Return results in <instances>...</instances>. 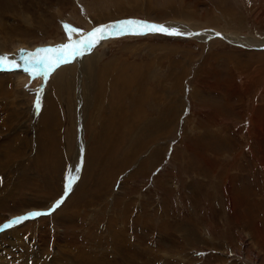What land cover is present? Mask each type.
I'll use <instances>...</instances> for the list:
<instances>
[{
	"label": "rangeland",
	"instance_id": "obj_1",
	"mask_svg": "<svg viewBox=\"0 0 264 264\" xmlns=\"http://www.w3.org/2000/svg\"><path fill=\"white\" fill-rule=\"evenodd\" d=\"M123 18L264 46V0H1L0 53ZM199 34H106L46 76L35 135L52 154L34 137L5 153L0 175L17 157L24 173L0 190V228L63 203L0 234V264H264V49ZM15 79L0 66V121L25 103Z\"/></svg>",
	"mask_w": 264,
	"mask_h": 264
},
{
	"label": "bare ground",
	"instance_id": "obj_2",
	"mask_svg": "<svg viewBox=\"0 0 264 264\" xmlns=\"http://www.w3.org/2000/svg\"><path fill=\"white\" fill-rule=\"evenodd\" d=\"M0 2H1V0H0ZM3 3V2H2ZM4 3H6V2H4ZM7 4V3H6ZM7 15V14H6ZM23 17V16H22ZM20 18V17H19ZM21 19V18H20ZM16 20V19H15ZM25 20V19H24ZM23 21V20H22ZM16 22H17V20H16ZM21 24V23H20ZM161 25H164V24H161ZM165 26H166V24H165ZM167 27V26H166ZM15 28H17L18 30H19V26H16ZM212 31V33L211 34H215V32L216 31H214V30H211ZM206 34H208L209 35V32L207 31V32H205ZM219 33V32H218ZM220 34V33H219ZM205 35V34H204ZM217 36H220V37H223L224 38V40L225 41H227V42H230L226 37H224L222 34H220V35H217ZM229 36V35H228ZM81 38V37H80ZM205 38V37H204ZM81 40V39H80ZM75 41H76V39H75ZM16 45H17V47H18V49L16 50V51H14V53H11L10 55H9V59L10 60H15L17 63H19V64H21L22 65V67H20V68H15L14 69V71H15V74H16V79H15V82H14V87L16 88V89H19V90H21L22 92H23V95L21 96V98L24 100V102L25 103H23L21 106H20V108H16V109H14V113L13 114H9L10 116H8V118H6L5 116L1 119V121H0V164H5L6 163V161L8 162L9 161V163H10V159H4L3 157H4V155H5V153L6 152H9L10 153V150H12V152L13 151H19V152H22L24 149H23V147H21L20 145L21 144H23V145H26L28 148L27 149H29V146H31V144H30V142L29 141H27V139L26 138H30V137H34V139H36L35 140V142H34V144L33 145H41L40 147H39V151H41V152H44L45 151V153H44V156H48L49 155V153H50V155L52 154L51 153V146L49 147V145H50V143H49V141H47L46 139H44V138H42L41 139V142L40 141H38V136L37 135H35V133H36V130H37V125L38 124H40V123H38L37 124V119L39 118V116H40V114L42 113V112H44V110L45 109H47V113H46V117L48 116V119H47V121L45 122V125H47V124H49V122L51 121V118H52V113H53V111L55 110L54 108H55V105L54 104H52V98H51V96H49L50 95V93H51V90H50V92L46 95V97H45V99H44V103H43V97H44V94H45V91H46V89H47V83H48V80H47V77L45 78V74L44 75H42L41 74V76L40 75H38V76H36L35 78H33L29 73H27L25 70H24V67H23V65H24V61L21 59V57L22 56H25V55H27L28 53H30V52H35L37 49H40V48H38V47H36V48H27V47H31L30 46V44H25L24 42H22L21 40H19L18 39V41L16 42ZM263 45H264V43H263ZM88 46V45H87ZM46 47V46H45ZM21 50H23V51H21ZM0 55H5V54H3V53H0ZM6 55H8V54H6ZM119 57V56H118ZM75 58H76V56H75ZM80 58H78V60H79ZM118 60V59H117ZM86 62V61H85ZM117 62V61H116ZM0 66H2V65H0ZM41 68V67H40ZM73 68V67H72ZM115 68V67H114ZM94 69V68H93ZM116 70V69H115ZM68 71H69V69H68ZM125 70L123 69V71L122 72H124ZM133 71V70H132ZM136 71V70H135ZM137 72V71H136ZM91 73H92V69H91ZM49 74H51V73H49ZM49 74H47V75H49ZM123 74V73H122ZM122 74H120V75H122ZM133 74V73H132ZM46 75V76H47ZM115 75V74H114ZM125 76H126V74H125ZM129 76V75H128ZM132 76H135V75H132ZM131 76V77H132ZM118 77H120V76H118ZM40 78H42V79H44L45 78V81H44V86L41 84V88H42V86H43V88L44 89H42V91H39L40 89L39 88H37V84H36V81L37 80H39ZM114 78V77H113ZM37 79V80H36ZM49 79V78H48ZM116 79V78H115ZM135 79V78H134ZM129 80H130V78H129ZM96 81V80H95ZM134 81V80H133ZM138 81V80H137ZM124 82V81H123ZM126 82V81H125ZM131 82H132V80H131ZM49 83H51V82H49ZM112 82H110V84H111ZM54 84V83H53ZM58 84H59V82H58ZM101 85H103V84H101ZM123 85H124V83H123ZM45 86H46V88H45ZM59 86L61 87V89H62V87H63V85L62 84H59ZM89 87H90V85H89ZM123 87H125V86H123ZM53 90H54V92H55V89L56 90H58V88H57V86H56V88H52ZM111 89V88H110ZM103 91V90H102ZM57 92V91H56ZM37 93V94H36ZM40 93V94H39ZM30 94H32V96H30ZM34 94V95H33ZM91 94V93H90ZM81 95V94H80ZM102 95H103V92H102ZM53 96V95H52ZM8 97H10V96H8ZM8 97H6V101L3 99V97H1L0 96V104H3L2 106L0 105V110L1 109H5V111L6 110H9V108H6L5 106H4V104L7 102V99H8ZM30 98V99H29ZM29 99V100H28ZM34 99V103L33 104H31V102H29V101H32ZM37 100H39V102H40V108L39 109H37V107H36V102H37ZM42 101V102H41ZM87 102V101H86ZM103 102V101H102ZM43 105H42V104ZM47 103H49V105H47ZM90 103V102H89ZM101 104V103H100ZM104 104V103H103ZM12 105L13 106H11L10 107V109H13L15 106H16V102L15 101H13L12 102ZM42 105V106H41ZM52 105V106H51ZM99 105V104H98ZM97 105V106H98ZM50 106H51V108H50ZM99 106H102V105H99ZM2 111V110H1ZM0 111V112H1ZM22 114L24 115L25 114V116L24 117H29L28 119L26 118V120H24V117H22ZM93 115V114H92ZM165 116V115H164ZM14 117V119H12ZM31 118H33V120H34V123L33 124H30V119ZM7 119V120H6ZM43 119V118H42ZM42 119H41V121H42ZM81 119V118H80ZM85 120V119H84ZM84 120H82V121H84ZM166 120V119H165ZM6 122H7V126H6ZM162 122V121H161ZM157 124L159 123V122H156ZM254 123V122H253ZM252 123V124H253ZM43 124V123H42ZM51 124V123H50ZM167 124V123H166ZM251 124V123H250ZM252 124H251V126H252ZM161 125V124H160ZM249 125V124H248ZM48 126V125H47ZM38 127H39V125H38ZM83 127V126H82ZM48 128V127H47ZM5 130V131H4ZM135 135H136V133H135ZM24 138V139H23ZM54 138H55V136H54ZM59 138V137H58ZM15 139H17V140H19L20 142H16V145H11V143H13L14 142V140ZM83 140V139H82ZM52 141V140H51ZM57 141V140H56ZM7 143V144H6ZM53 143V142H52ZM78 145L79 146H81L80 145V143H78ZM44 146V147H43ZM139 147V146H138ZM135 148V147H134ZM30 150V149H29ZM6 157V156H5ZM14 157V156H13ZM7 158V157H6ZM18 158V160H17V163H16V167H15V169H17V171L14 169L12 172H10L9 174H7V175H4V174H1L0 175V190H4V189H8V188H10V189H12V188H15L13 185L14 184H18V183H20L22 180H23V177L21 176V172H23L24 173V171L22 170V163H23V159H21V158H19V157H17ZM134 159V158H133ZM12 161V160H11ZM234 163V162H233ZM229 165V164H228ZM235 165H236V163H235ZM3 165H0V169H1V167H2ZM232 166V165H231ZM3 169V168H2ZM1 169V170H2ZM72 169V168H71ZM0 170V171H1ZM54 170V169H53ZM52 170V171H53ZM11 171V170H10ZM117 171V170H116ZM4 172H5V170H4ZM88 172V171H87ZM5 177H4V176ZM52 175V174H51ZM15 176H17V178H15ZM27 176V175H26ZM45 176H46V174H45ZM85 177V176H84ZM42 178V177H41ZM53 179H55L54 177H53ZM74 180L75 178H74V176H73V174H72V176H69V177H67L65 180ZM83 179V178H82ZM112 179H114L113 177H112ZM2 180H3V183H1L2 182ZM85 180V179H84ZM87 180V179H86ZM31 180H28V179H26V183L27 182H30ZM39 181H41V180H39ZM53 182V181H52ZM25 183V184H26ZM231 183V182H230ZM24 184V185H25ZM43 184H44V182L42 183V185H41V187L43 186ZM7 185H10L11 187H9V186H7ZM80 185V184H79ZM109 185V184H108ZM64 186V185H63ZM52 187V186H51ZM77 188V187H76ZM124 188V187H123ZM19 191H21V190H19ZM18 191V192H19ZM109 191V190H108ZM22 192V191H21ZM78 192L79 191H76V192H74L73 191V193H77L78 194ZM230 192V191H229ZM25 193V192H24ZM74 195V194H73ZM234 195V194H233ZM21 196V195H20ZM240 199V198H239ZM242 199V198H241ZM240 199V200H241ZM67 201H69L70 199H66ZM72 202V201H71ZM70 202V203H71ZM73 202H75V201H73ZM65 203H67V202H65ZM69 203V202H68ZM67 203V204H68ZM69 203V204H70ZM73 204V203H72ZM63 206H64V204H63ZM67 206V205H66ZM70 206V205H69ZM73 206V205H72ZM71 207V206H70ZM63 208H66V207H63ZM67 208H69V207H67ZM70 209V208H69ZM64 210V209H63ZM55 227L56 226H54L53 227V229L55 230ZM55 232H58V231H55ZM188 234H190L189 232H188ZM119 241V240H118ZM121 253V252H120Z\"/></svg>",
	"mask_w": 264,
	"mask_h": 264
},
{
	"label": "snow or ice",
	"instance_id": "obj_3",
	"mask_svg": "<svg viewBox=\"0 0 264 264\" xmlns=\"http://www.w3.org/2000/svg\"><path fill=\"white\" fill-rule=\"evenodd\" d=\"M66 32L68 34V42L58 45L50 46L45 48L37 49L35 52H30L21 59L24 61V70L28 72L33 78L40 74L41 69L37 65H42L45 74L53 72L55 69L60 67L62 64L69 63L71 59L75 56L82 54V51L86 45H95L99 43L100 40L105 38V35H144L149 32H161L169 35H191V33H182L176 28H168L165 25H158L155 23H150L147 21L128 19L123 21L114 22L111 25H100L94 28L81 40L75 41L72 39V34L79 33L82 30L73 28L70 25H65ZM217 35H220L217 33ZM23 51V50H21ZM0 65L11 68H20L21 64L17 63L15 60H10L8 56L0 55ZM37 109L40 108V102H36ZM71 180L69 181V188L71 185ZM63 203V198L57 200L52 208L48 209L47 212L34 211L28 213L24 216H19L14 218L9 223L5 224L3 227H11L13 224L21 223L27 219L40 217L43 215H50L56 208H58Z\"/></svg>",
	"mask_w": 264,
	"mask_h": 264
},
{
	"label": "water",
	"instance_id": "obj_4",
	"mask_svg": "<svg viewBox=\"0 0 264 264\" xmlns=\"http://www.w3.org/2000/svg\"><path fill=\"white\" fill-rule=\"evenodd\" d=\"M241 40H242V38H241ZM255 48H264V46H260V47H255Z\"/></svg>",
	"mask_w": 264,
	"mask_h": 264
}]
</instances>
